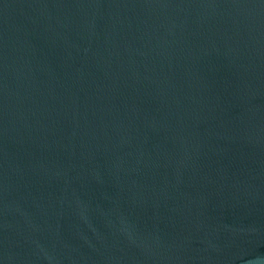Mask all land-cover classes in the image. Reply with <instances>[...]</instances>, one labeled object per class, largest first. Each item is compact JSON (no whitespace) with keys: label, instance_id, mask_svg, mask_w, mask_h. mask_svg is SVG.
<instances>
[{"label":"water","instance_id":"1","mask_svg":"<svg viewBox=\"0 0 264 264\" xmlns=\"http://www.w3.org/2000/svg\"><path fill=\"white\" fill-rule=\"evenodd\" d=\"M0 264H264V0H0Z\"/></svg>","mask_w":264,"mask_h":264}]
</instances>
